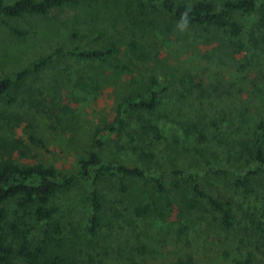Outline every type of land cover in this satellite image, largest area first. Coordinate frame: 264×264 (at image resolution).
I'll return each instance as SVG.
<instances>
[{"label":"rangeland","instance_id":"rangeland-1","mask_svg":"<svg viewBox=\"0 0 264 264\" xmlns=\"http://www.w3.org/2000/svg\"><path fill=\"white\" fill-rule=\"evenodd\" d=\"M126 1L78 0L44 15L0 20V77L48 58L43 69L0 98V163L42 164L69 175L95 151L102 161L158 176L162 195L146 178H123L138 188L134 198H123L116 185L120 177L114 176L92 186L76 180L49 198L62 235L90 257L84 264H234L247 257L250 264H264L263 239L255 230L258 224L264 229V164L253 156L257 128L264 129V51L251 40L252 19L233 15L244 45L238 52L222 30L182 28L162 12L153 16L160 23L156 30L141 32L127 18ZM164 24L173 30L165 32ZM9 26L22 35H13ZM131 41L139 44L135 53ZM72 45L114 51L103 59H79L64 52ZM151 80L165 88L155 109L121 115L123 99L146 98L154 88ZM119 117L118 132L95 148V135ZM241 178L246 187L235 184ZM193 184L226 205L230 228L192 192ZM90 187L102 200L93 237L85 231ZM144 204L150 210L136 217L133 209ZM4 208L13 221L16 200ZM23 222L33 226L23 239L34 248L40 227L27 216ZM12 264L24 263L16 258Z\"/></svg>","mask_w":264,"mask_h":264},{"label":"trees","instance_id":"trees-1","mask_svg":"<svg viewBox=\"0 0 264 264\" xmlns=\"http://www.w3.org/2000/svg\"><path fill=\"white\" fill-rule=\"evenodd\" d=\"M77 2L78 0H16L11 4H5L4 0H0V20L20 18L24 15H44L52 9L74 6ZM257 2L258 0H220V3L215 4L212 1L197 0L191 4H185L174 3L172 0H127L124 6L130 24L141 32L158 28L160 23H157L153 16L159 12L167 14L173 22L182 24V16L187 13V25L222 30L233 40L232 47L238 52L243 49L244 45L238 39L242 32L233 15L239 12L252 19L251 40L264 51V3L257 5ZM163 28L167 33L173 30L170 24H164ZM8 29L15 36L22 35V32L15 27L9 26ZM128 47L134 53L139 50V44L135 41H131ZM113 51L112 47L83 50L75 45L64 50L69 56L88 60L109 57ZM57 52L63 51L58 50ZM47 61L48 58L39 59L12 76H1L0 98L7 99L12 87L21 85L30 74L43 69ZM150 82L154 88L149 91L146 98L132 96L123 99L121 115H126L132 110L150 113L155 109L165 93V88H156L155 82L152 80ZM122 124L123 120L119 117L115 120V125H108L103 133L96 134L94 147H102L111 135L118 132ZM31 141L40 144L38 139L31 138ZM263 144L264 129L259 125L254 138L253 156L260 165L264 164ZM78 166L74 173L60 175L54 168L42 164L19 165L8 161L0 163V264H12L16 258L22 260L24 264H84L85 256L87 260H90L85 252L77 249L74 240H69L62 235L56 211L47 205L52 195L59 190L70 188L76 180L88 181L92 186L96 181L119 176L120 179L116 184L117 190L123 198L127 199L135 197L138 188L124 183L123 178H146L157 193L162 195L164 192L161 180L152 171L138 166L102 161L95 151H91L84 159H81ZM190 178L193 177L190 176ZM244 179L237 180L235 184L246 187L247 182ZM262 189L264 191V182ZM191 190L196 196L206 199L211 209L219 213L220 225L223 228L227 229L232 226L231 213L224 203L207 196L196 184L192 185ZM10 200H16V210L14 220L8 222L4 205ZM86 200L89 214L85 231L87 236L93 237L100 227L102 200L97 190L92 187L88 191ZM165 204L168 205L167 200ZM149 210L150 205L144 204L142 207L134 208L133 213L136 217H140ZM26 216L33 220L32 224L40 227V243L34 248H31L23 239L24 234L33 229V226L23 222ZM20 225L26 229L20 230ZM255 230L263 239L264 244V229L258 224L255 225ZM10 237L12 239L21 238V240L13 243L9 240ZM82 254H84V259L81 258ZM234 264H250V258L238 260Z\"/></svg>","mask_w":264,"mask_h":264},{"label":"clouds","instance_id":"clouds-1","mask_svg":"<svg viewBox=\"0 0 264 264\" xmlns=\"http://www.w3.org/2000/svg\"><path fill=\"white\" fill-rule=\"evenodd\" d=\"M182 21H183V27L182 28H185L187 26V13L183 14Z\"/></svg>","mask_w":264,"mask_h":264}]
</instances>
